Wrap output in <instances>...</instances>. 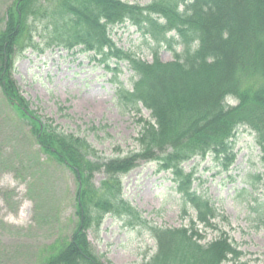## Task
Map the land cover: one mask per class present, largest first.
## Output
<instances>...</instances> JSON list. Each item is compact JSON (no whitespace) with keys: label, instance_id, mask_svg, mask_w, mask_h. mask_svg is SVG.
I'll list each match as a JSON object with an SVG mask.
<instances>
[{"label":"trees","instance_id":"trees-1","mask_svg":"<svg viewBox=\"0 0 264 264\" xmlns=\"http://www.w3.org/2000/svg\"><path fill=\"white\" fill-rule=\"evenodd\" d=\"M0 22L1 94L29 123L47 161L66 168L76 182L75 227L46 249L42 264H106L87 232L98 229L107 215L149 233L156 252L143 264L236 261L240 254L225 234L203 243L198 227L213 228L217 213L193 190L194 175L183 165L211 156L227 170L235 133L245 127L255 135L264 166V0H152L145 6L120 0H14ZM126 22L150 41L151 62L111 40L110 30ZM29 48L39 53L81 48L114 76L118 69L109 63H126L137 79L132 91L118 84L116 97L151 116L140 120L139 150L103 160L85 139L60 132L31 111L12 77L18 53ZM162 48L172 53L171 61L160 59ZM139 163H154L158 172L171 175L180 216L195 214L188 226H151L123 199L121 178ZM96 173L105 176L99 187L93 184ZM254 179L264 184V172Z\"/></svg>","mask_w":264,"mask_h":264},{"label":"rangeland","instance_id":"rangeland-1","mask_svg":"<svg viewBox=\"0 0 264 264\" xmlns=\"http://www.w3.org/2000/svg\"><path fill=\"white\" fill-rule=\"evenodd\" d=\"M14 0H0V19ZM145 6L152 0H120ZM2 22H0V28ZM110 38L121 50L151 62L150 41L130 23L113 27ZM38 41V39H36ZM163 62L172 53L159 50ZM81 48L49 49L39 53L21 50L12 77L31 111L50 120L58 130L86 142L103 159L123 158L139 150L135 139L141 119L150 112L122 105L116 90L132 91L134 73L124 62L111 61L117 74ZM234 104V103H233ZM233 163L207 156L183 165L193 173V190L216 210L213 228L199 225L203 243L225 234L240 256L224 264H264V184L256 181L264 172L254 133L239 127L232 142ZM31 135L29 123L18 116L0 91V264H42L46 249L70 236L75 227L76 182L66 168L47 161ZM105 176L93 178L99 187ZM123 199L151 226L179 228L195 219L180 216L179 196L169 173L154 163H139L121 178ZM96 255L106 264H143L155 254L156 245L143 227H129L123 219L106 216L98 229L87 232Z\"/></svg>","mask_w":264,"mask_h":264}]
</instances>
